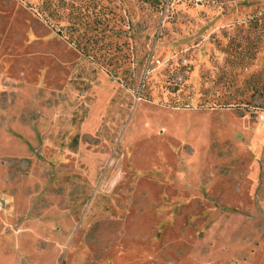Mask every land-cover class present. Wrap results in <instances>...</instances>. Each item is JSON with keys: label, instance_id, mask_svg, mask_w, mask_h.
Returning <instances> with one entry per match:
<instances>
[{"label": "rangeland", "instance_id": "rangeland-1", "mask_svg": "<svg viewBox=\"0 0 264 264\" xmlns=\"http://www.w3.org/2000/svg\"><path fill=\"white\" fill-rule=\"evenodd\" d=\"M260 13L0 0V264H264V112L205 97Z\"/></svg>", "mask_w": 264, "mask_h": 264}, {"label": "trees", "instance_id": "trees-1", "mask_svg": "<svg viewBox=\"0 0 264 264\" xmlns=\"http://www.w3.org/2000/svg\"><path fill=\"white\" fill-rule=\"evenodd\" d=\"M57 1L59 0H50V2ZM252 26V36L241 40H232L226 46L227 69L221 70L217 78H207L206 82L213 84L212 88L205 93L207 104L225 109L235 108L242 115L251 108L264 112V69L243 80L240 86H235V78L248 69L249 64L256 58V54L264 43V13L255 15ZM220 84L227 92L234 88L232 92L225 94V99L215 97V86Z\"/></svg>", "mask_w": 264, "mask_h": 264}]
</instances>
